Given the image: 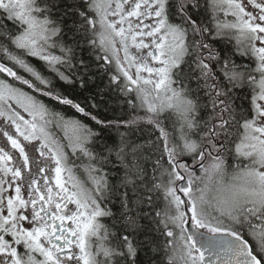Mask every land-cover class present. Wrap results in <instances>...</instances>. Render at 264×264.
Wrapping results in <instances>:
<instances>
[{
	"label": "snow or ice",
	"instance_id": "1",
	"mask_svg": "<svg viewBox=\"0 0 264 264\" xmlns=\"http://www.w3.org/2000/svg\"><path fill=\"white\" fill-rule=\"evenodd\" d=\"M0 264H264V0H0Z\"/></svg>",
	"mask_w": 264,
	"mask_h": 264
},
{
	"label": "trees",
	"instance_id": "2",
	"mask_svg": "<svg viewBox=\"0 0 264 264\" xmlns=\"http://www.w3.org/2000/svg\"><path fill=\"white\" fill-rule=\"evenodd\" d=\"M104 83H106V80H101L99 76L97 77L95 84L90 85V89L88 91L82 90L79 88V85H70L65 84L62 81H57V87L58 89L63 92L65 95H67L69 98H72L76 100L77 102H81L82 104L86 102V97L95 94L96 92V86L99 85V87H103ZM97 100H99V97H96ZM106 103H101L100 112L102 116H107L109 119H113L116 116L120 114V109L117 103H115L112 100H109L106 96ZM54 103V102H53ZM60 109L65 111L67 115H73L75 114L78 118L84 119L80 114L75 113L74 109H71L70 106H60ZM86 123H92L91 121H88L85 119Z\"/></svg>",
	"mask_w": 264,
	"mask_h": 264
}]
</instances>
